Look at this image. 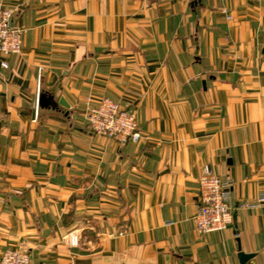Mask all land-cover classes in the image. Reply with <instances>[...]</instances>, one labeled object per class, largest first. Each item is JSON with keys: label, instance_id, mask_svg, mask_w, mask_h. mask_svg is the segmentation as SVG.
Masks as SVG:
<instances>
[{"label": "crops", "instance_id": "obj_1", "mask_svg": "<svg viewBox=\"0 0 264 264\" xmlns=\"http://www.w3.org/2000/svg\"><path fill=\"white\" fill-rule=\"evenodd\" d=\"M4 3L25 33L0 55V259L264 264V205L243 206L264 191V0ZM104 97L136 111L141 142L88 128L85 102ZM204 166L234 180L236 211L201 236Z\"/></svg>", "mask_w": 264, "mask_h": 264}, {"label": "built area", "instance_id": "obj_2", "mask_svg": "<svg viewBox=\"0 0 264 264\" xmlns=\"http://www.w3.org/2000/svg\"><path fill=\"white\" fill-rule=\"evenodd\" d=\"M15 10L0 0V55L9 57L21 54L24 44V30L14 24ZM228 19L232 20L229 15ZM8 68V63H2ZM85 120L88 128L95 134L108 138L119 145L139 143L144 138L136 111L130 105H123L111 98L104 97L94 103L85 102ZM235 182L228 177L222 179L209 166H204L199 178V208L194 216L195 230L201 236L228 230L235 219L236 208L232 205ZM264 205V191L255 203L244 207L254 208ZM79 236L70 238L72 246L79 245ZM0 264H31V255L24 247L6 250Z\"/></svg>", "mask_w": 264, "mask_h": 264}, {"label": "water", "instance_id": "obj_3", "mask_svg": "<svg viewBox=\"0 0 264 264\" xmlns=\"http://www.w3.org/2000/svg\"><path fill=\"white\" fill-rule=\"evenodd\" d=\"M59 104L63 107L68 108L69 105L67 104V102L65 101L64 98H61L59 101ZM38 108H52L55 109L56 108V103L53 102L52 97H49L48 95L44 94L43 92L39 91V105ZM253 257V255L250 254H245V253H240L239 254V258L242 262V264H244L245 262H247L249 259H251Z\"/></svg>", "mask_w": 264, "mask_h": 264}]
</instances>
